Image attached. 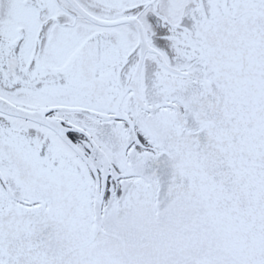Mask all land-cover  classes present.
I'll return each mask as SVG.
<instances>
[{
  "label": "snow or ice",
  "instance_id": "6c2138e0",
  "mask_svg": "<svg viewBox=\"0 0 264 264\" xmlns=\"http://www.w3.org/2000/svg\"><path fill=\"white\" fill-rule=\"evenodd\" d=\"M0 264H264V0H0Z\"/></svg>",
  "mask_w": 264,
  "mask_h": 264
}]
</instances>
